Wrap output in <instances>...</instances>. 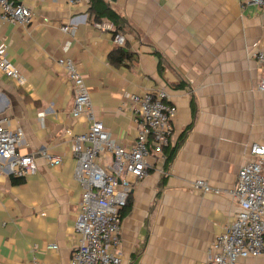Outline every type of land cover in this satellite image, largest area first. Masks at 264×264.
<instances>
[{"label": "crops", "instance_id": "0c3cea01", "mask_svg": "<svg viewBox=\"0 0 264 264\" xmlns=\"http://www.w3.org/2000/svg\"><path fill=\"white\" fill-rule=\"evenodd\" d=\"M13 1L28 6L33 21L20 27L0 20V48L26 80L18 87L0 73V119L22 130L17 153L30 155L37 170L13 183L9 161L0 164V264L33 257L70 264L80 241L74 222L82 190L66 131L83 134L89 122L71 116L73 87L56 64L61 58L84 76L95 119L125 148L138 133L126 108L130 96L166 89L176 109L168 149L178 148L166 166L153 153L148 176L132 186L113 252L121 264H204L239 211L230 196L237 172L249 148L264 144V70L254 58L264 49V8L243 0H103L121 20V47L135 55L115 67L108 60L115 26L97 29L109 21L95 20L89 6ZM69 24L73 36L60 30ZM42 151L61 165L49 166ZM196 180L219 193L195 191ZM243 263L264 264V257Z\"/></svg>", "mask_w": 264, "mask_h": 264}, {"label": "built area", "instance_id": "2783aa9c", "mask_svg": "<svg viewBox=\"0 0 264 264\" xmlns=\"http://www.w3.org/2000/svg\"><path fill=\"white\" fill-rule=\"evenodd\" d=\"M72 7L89 0H67ZM243 6L264 8V0H243ZM0 20L20 27H29L33 21L32 10L23 3L0 0ZM97 29L111 31L110 23H96ZM73 36L75 26L69 24L60 29ZM115 45L125 43L119 34L113 36ZM255 61L264 70V49L254 54ZM68 76L74 93L71 116H85L89 122L86 132L72 135L66 131L76 160L74 179L81 187V200L74 222V230L80 235L76 250L71 254L70 264H121V258L113 252L119 247L121 216L126 207L132 186L149 174L153 153L164 163V150L170 145L174 132L176 109L169 102L164 87L130 96L127 110L136 119L137 138L130 148L116 143L103 124L93 114L84 76L70 59L56 61ZM0 73L16 86L26 84L16 66L11 62L7 47L0 48ZM258 91L264 99V79ZM42 118V114H39ZM21 129L10 127L6 119H0V164L9 161L11 173L17 179L36 174L37 167L30 155H19L17 149L23 141ZM42 157L51 167L61 165V159L42 151ZM249 159L237 172L236 184L230 192L238 203L239 211L223 231L215 236L204 264H244L247 259L264 257V144L249 148ZM106 158L109 159L106 162ZM195 191L202 194L219 190L204 180L192 183ZM56 250V246L47 247ZM29 264H42L33 257Z\"/></svg>", "mask_w": 264, "mask_h": 264}, {"label": "trees", "instance_id": "16d2710c", "mask_svg": "<svg viewBox=\"0 0 264 264\" xmlns=\"http://www.w3.org/2000/svg\"><path fill=\"white\" fill-rule=\"evenodd\" d=\"M88 13H93L95 20H100V18H106L109 23L112 24V26H115V31L114 35L118 34L119 28V23H120V18L109 9V7L105 4L103 0H89V8H88ZM109 63L115 67H118L119 65H123L126 62L132 63L135 61V55L131 54L125 48L122 47H116L109 55L108 57ZM160 67V64H159ZM177 146L172 149L166 148L164 150V156H165V162L164 166H166L174 157L176 151H177ZM168 150V151H167ZM20 182L19 179H13V183H18ZM123 212L124 209L120 212L121 218L123 217Z\"/></svg>", "mask_w": 264, "mask_h": 264}]
</instances>
